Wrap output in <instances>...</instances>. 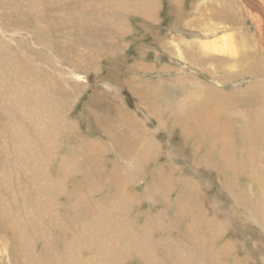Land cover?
Returning <instances> with one entry per match:
<instances>
[{"label": "rangeland", "instance_id": "obj_1", "mask_svg": "<svg viewBox=\"0 0 264 264\" xmlns=\"http://www.w3.org/2000/svg\"><path fill=\"white\" fill-rule=\"evenodd\" d=\"M144 1L0 0V46L16 61L0 78V264H211L218 252L213 264L259 263L264 225L253 218L239 156L263 165L264 130L251 125L254 151L244 152V119L225 110L219 124L230 140L219 160L207 121L192 111L206 120L207 87L218 85L249 97L264 124V47L232 0H148L150 17ZM208 22L222 28L214 34ZM215 35L235 49L214 52L221 59L192 56L196 41ZM11 119L25 131L8 156ZM244 132L248 141L245 122ZM224 159L238 163L229 165L234 177ZM230 183L239 191L228 193Z\"/></svg>", "mask_w": 264, "mask_h": 264}, {"label": "bare ground", "instance_id": "obj_2", "mask_svg": "<svg viewBox=\"0 0 264 264\" xmlns=\"http://www.w3.org/2000/svg\"><path fill=\"white\" fill-rule=\"evenodd\" d=\"M175 1V0H174ZM202 1H204V0H202ZM214 1V0H213ZM216 1V4L218 5V7H224V4L225 5H229L230 7H231V5H233L231 2L233 1L236 5H238L239 6V9H241V11L243 10V14H244V16H245V18L248 20V21H250L251 22V26H252V28L254 29V35H255V38H256V40L258 41V44L261 42V44H262V46L264 47V39L262 38L263 37V33H262V30H263V28H264V0H242V3L240 2V0H232L231 2H230V0H215ZM149 2H150V0H149ZM175 3H176V1H175ZM204 3V2H203ZM244 3V4H243ZM250 3H255V5H256V7H254L255 8V10H251V4ZM144 4H145V13H147L146 14V16H148V17H150L152 14L150 13L151 12V8H152V6L148 3V0H145L144 1ZM177 4V3H176ZM215 4V3H214ZM260 4V5H259ZM252 5H254V4H252ZM247 9H246V8ZM236 8V7H235ZM218 9V8H217ZM217 9H213L212 11H215V12H217L216 13V15H219V10L218 11H216ZM201 10V9H200ZM77 12V11H76ZM254 12H258L257 14H255ZM204 13V12H203ZM208 14V13H207ZM77 16L78 15H76V17H75V19L77 18ZM153 18V17H152ZM155 19V18H154ZM153 20V19H152ZM263 20V21H262ZM249 22V23H250ZM263 22V23H262ZM209 23V22H208ZM215 26H217V25H214V24H211V22L209 23V25H208V28L206 27V29H207V31L208 30H212V32H214V34L216 33V32H218V31H216V30H218V29H221L222 27H221V25L220 26H218V27H215ZM176 27V26H175ZM194 27V26H193ZM224 27V26H223ZM13 28V27H12ZM177 28V27H176ZM180 30V29H179ZM258 30V32H256ZM210 34H212V33H210ZM203 35V34H202ZM217 35V34H216ZM214 36L212 39H210V40H204V41H196V43H198V48L196 49V50H194V52H195V54L194 55H192L193 57H195V55H207V56H210L211 58H218V59H221L219 56H217L214 52H222V53H226V52H228L229 50H233V49H235V48H233V46H232V41H231V38H228L229 36ZM221 35V34H220ZM231 36V35H230ZM194 37V36H193ZM180 38V37H179ZM177 39V38H176ZM175 39V40H176ZM0 40H1V38H0ZM172 40V39H171ZM174 40V41H175ZM178 40V39H177ZM185 41H186V39H185ZM17 42V41H16ZM180 42V41H179ZM13 43V42H12ZM11 43V44H12ZM174 43V42H173ZM186 43V42H185ZM186 44H189V42L188 43H186ZM14 45V44H13ZM190 45V44H189ZM260 45V44H259ZM18 46V45H17ZM261 46V47H262ZM6 47V46H5ZM174 47H175V51L177 50V52H176V55H177V57L178 58H180L181 59V57H182V59L183 60H185V58L186 59H188L189 58V56H190V53H189V49L187 50V48L185 47V49H186V51L187 52H181V47H180V45H179V43H176V44H174ZM188 47H190V46H188ZM234 47H236V45L234 46ZM260 47V48H261ZM262 51V50H261ZM11 51H10V49L8 48V49H5V48H2L1 46H0V57L3 59V61H4V65H3V67L2 68H0V78H3V79H8V77L5 75V74H2L1 73V71H3V70H11V69H15V68H13L14 66H15V63H16V61L15 60H13V57H11ZM261 54V53H260ZM225 56V55H224ZM262 56V55H261ZM201 59V58H200ZM264 59V58H263ZM201 63H203V62H201ZM199 64V63H198ZM144 66H146V65H144ZM195 66V65H194ZM26 67V66H25ZM199 67V66H198ZM55 69H57V68H54V70ZM169 69V68H168ZM228 69V68H227ZM30 71V70H29ZM52 73H53V71H52ZM213 77V76H212ZM217 78V77H216ZM219 78V77H218ZM186 79V78H185ZM222 79H224V78H222ZM22 82L24 83V82H26V78H25V76H24V78L22 79ZM218 83H219V81H217ZM6 82L4 81V80H0V84H2V86H4V84H5ZM185 83H187V82H185ZM224 83V82H223ZM193 85H195V84H197V82H193L192 83ZM198 84H200V83H198ZM202 84V83H201ZM185 85H187V84H185ZM7 86V83L5 84V87ZM16 86L17 87H21V85L20 84H16ZM189 87V86H188ZM219 86L218 85H215V87H207V89H209L210 91V94L208 93V96H207V102H209V104L208 103H206V109H205V113H206V120L202 117V113L200 112V113H198V111H192V113L195 115V117H196V120L198 119V121H201V122H206L207 121V128H206V131H204V133H206V135L208 134L209 136H211L210 138H213L212 139V141L214 140V144H217V148H218V151H216L214 148H212L211 147V145L209 146V144H208V147H210L211 148V153H215V155H217L218 157V159L220 160V156L221 155H223V150L225 149V151H226V148H227V145H228V141L230 140L229 139V137L228 136H226V135H224V133H222V131L221 130H223V128H224V126H223V122H222V124H219V122H220V120H221V118H222V116L223 115H226L225 113H224V111L226 110V111H228L229 112V115H231L232 114V117L233 118H239L240 120H242V119H244V121H241V125L239 124V126H241V128H240V130H242L243 132L242 133H244V136L243 137H241V134H240V137L241 138H243V145H244V152L246 151L247 152V150L249 149L250 150V152H251V150H253L254 151V149H252V146L250 147V145L248 144V142L250 141V140H252V135H251V125H253V126H256L257 127V129L259 130V132L261 133L263 130H264V124L262 123V122H260L258 119L259 118H256V116H258V115H255V116H253L252 117V112L253 111H257V110H259L258 108H255L256 106L254 105V106H252L251 104H250V102L247 100V98H249V97H247L246 98V96L245 95H242L241 96V94L239 95V96H237V94H228V93H222L221 91H219V90H217V88H218ZM260 87V86H259ZM161 88V87H160ZM191 88V87H190ZM174 89V88H173ZM198 89V88H197ZM249 90V89H248ZM247 90V91H248ZM173 91H175V90H173ZM17 92H18V90H17ZM14 93V94H12L11 96L10 95H8V96H10V97H14V100L16 99L15 97H17L19 94L18 93ZM29 92H24L23 94H28ZM22 94V95H23ZM257 95V94H256ZM29 96V95H28ZM158 96V95H157ZM7 99H9L8 97H6V100ZM24 98L23 97H19V101H22ZM28 100L29 101H31V102H35V99H34V97L33 96H30V97H28ZM196 100V99H195ZM254 101V100H253ZM263 101H264V99H263ZM13 102V101H12ZM205 102H206V100H205ZM255 103H258V102H255ZM254 103V104H255ZM193 104V103H192ZM196 104H202L200 101L198 102V103H196ZM195 103L192 105V106H195L196 105ZM143 105V104H142ZM146 105V104H145ZM191 105V104H190ZM209 105H210V107H209ZM197 110H199V108H200V105H197ZM180 109V108H179ZM178 109V110H179ZM177 110V109H176ZM182 110V109H181ZM181 110H179L180 112H181ZM260 110H262V109H260ZM186 111V110H185ZM190 111V110H189ZM225 111V112H226ZM4 113L5 114H7V112L6 111H4L3 110V106H2V104H1V102H0V115H4ZM207 113H208V116H207ZM264 113V112H263ZM174 114V113H173ZM39 113H36L35 114V116L34 117H39ZM178 115H179V113H178ZM262 115H264V114H262ZM228 117V116H227ZM231 117V116H230ZM251 117H252V121H251ZM50 118V117H49ZM230 119V118H229ZM226 120V119H225ZM254 120V121H253ZM222 121V120H221ZM234 121H238V120H233L232 122H234ZM5 122V121H4ZM244 122H245V126H246V132H248V134H249V138H248V141H247V136H246V134H245V132H244ZM6 123H8V121L6 122ZM5 123V124H6ZM11 125H9L10 124V121H9V123L8 124H6L7 125V136H5V138H6V140L3 142V143H5L6 141H8V140H10V139H12V141L10 142V143H6L5 145H4V147L7 149V151H8V156H11L12 154H11V152L10 151H12V152H14V153H17V152H19L20 151V149H21V147H20V143H21V141H22V139H23V132L25 131V129L23 128L24 126H22L21 124H19V123H17V122H15L14 123V121H12V119H11ZM194 123V122H193ZM200 123V122H199ZM231 123V122H230ZM238 123V122H237ZM240 123V122H239ZM50 124V123H49ZM48 124V125H49ZM195 124V123H194ZM233 124V123H232ZM45 125V127H47L48 125H46V124H44ZM166 125V124H165ZM225 125V124H224ZM192 125H190V127H191ZM194 126V128L196 127L195 125H193ZM225 127H227V126H225ZM13 128V130H11ZM218 128V129H217ZM228 128H230V127H228ZM182 129V128H181ZM193 129V128H192ZM196 129H197V127H196ZM225 129V128H224ZM46 130H48V128L47 129H45V131L44 132H46ZM193 130H195V129H193ZM202 130V129H201ZM229 130V129H228ZM189 131V130H188ZM197 132V131H196ZM195 132V133H196ZM227 132V131H226ZM234 132V131H233ZM201 133V132H200ZM40 134V133H39ZM38 134V135H39ZM47 134V133H46ZM198 134V133H197ZM255 134V133H254ZM48 135V134H47ZM30 136H32V135H27L26 136V138L27 139H29V137ZM256 136V135H255ZM36 137H38L39 139H40V137H41V140L42 139H44L43 138V136H37V134H36ZM208 138V137H207ZM206 138V139H207ZM237 138V137H236ZM260 138H262L261 137V135H260ZM255 139H257L258 140V137L256 136V138ZM255 139H253V140H255ZM25 140V139H24ZM208 140H210V139H208ZM25 142L27 143V147H25L24 149L26 150V151H28V152H30V153H33V151L35 152V150L33 149V147L31 146V144L27 141V140H25ZM43 142H44V140H43ZM42 142V143H43ZM184 142V141H183ZM234 142V141H233ZM263 142V141H262ZM252 144V143H251ZM240 145V144H239ZM242 145V144H241ZM230 146H231V143H230ZM215 147V148H216ZM239 147V146H238ZM242 147V146H241ZM240 147V148H241ZM231 148V147H230ZM242 149V148H241ZM209 150V149H208ZM235 150V149H234ZM238 150V149H237ZM257 150H259L261 153H260V155H262V156H264V146H261V145H259L258 147H257ZM227 151H229L230 152V150H227ZM240 151V150H239ZM241 151H243V150H241ZM252 153V152H251ZM254 153V152H253ZM256 153V152H255ZM234 154V153H233ZM247 154V153H246ZM227 155H228V153L225 155L226 157H227ZM255 155V154H254ZM249 156H250V154H249ZM248 156V157H249ZM208 157H209V154H208ZM214 157V156H213ZM233 157H234V155H233ZM232 158V157H231ZM230 158V159H231ZM239 158H240V161L239 162H241V167L239 168V169H241V176L242 175H244V174H247L249 177L248 178H250V179H247V180H249V182H250V186L251 187H249L248 189H247V192L249 193V195H250V197L251 198H253L254 196V200H253V208H252V212L254 213L253 214V218L255 219V218H257V216L259 217H261L260 218V220L259 221H261V226L263 227V225H264V163H263V165H262V163H260L259 165L256 163V161H254V160H251V161H249V160H247V158H245V155L243 154V152H242V154H240V156H239ZM251 158V157H250ZM216 160V159H215ZM225 160H227V159H224V161ZM243 160H245V161H243ZM217 161V160H216ZM216 161L214 162V163H216ZM223 161V162H224ZM233 161V160H232ZM224 163H226L227 165H226V168L228 169V167H229V165H232V166H236L237 168H238V163L236 162V163H232L231 162V160H227V161H225ZM216 166V165H215ZM225 166V165H224ZM214 167V166H213ZM229 169L231 170V174L233 173V172H235L236 170H233V168H230L229 167ZM212 171H214L213 169H211ZM248 170L250 171V172H248ZM239 173H240V171H238ZM237 175H238V173H237ZM240 175V174H239ZM231 176H233V174L231 175ZM234 176H235V174H234ZM233 176V177H234ZM2 178V177H1ZM236 178V177H235ZM2 179H4V178H2ZM246 179V178H245ZM221 181V180H220ZM236 181V180H235ZM231 182H232V180H231ZM233 182H234V180H233ZM227 183V182H226ZM225 183V184H226ZM236 183V182H235ZM224 184V185H225ZM238 185V184H237ZM231 186H232V183H230V187H228L226 190L228 191V193H232L234 190H236V189H232L231 188ZM220 187V186H219ZM236 187V186H235ZM238 190V189H237ZM236 190V191H237ZM225 191V190H224ZM239 191V190H238ZM237 191V192H238ZM243 191V190H242ZM242 191H241V194H242ZM234 193H235V191H234ZM227 195H229V194H227ZM236 196H237V193H236ZM243 196V195H242ZM233 197V196H232ZM245 197H246V195H245ZM238 198V197H237ZM239 199V198H238ZM237 199V200H238ZM242 199V198H241ZM240 200V199H239ZM208 202H210V201H208ZM231 203H233L232 201H231ZM246 204V203H245ZM208 205H211V204H208ZM232 205V204H231ZM189 207V206H188ZM210 207V206H209ZM238 207V206H237ZM211 208V207H210ZM209 208V209H210ZM235 208V207H234ZM244 208V207H243ZM242 208V209H243ZM213 209V208H212ZM211 210V209H210ZM212 211H214V210H212ZM216 211V210H215ZM206 212H208V210L206 211ZM209 212H211V211H209ZM216 213H217V211H216ZM210 214V213H209ZM211 214H213V213H211ZM218 215V214H217ZM238 215V214H237ZM221 216V215H220ZM231 216H233V215H231ZM244 217H245V222L248 224L249 222H248V220H251L250 218H249V215H247V214H245V215H243ZM193 217V216H192ZM223 217V216H222ZM225 218V217H224ZM220 219V218H219ZM215 215H214V218H213V215H212V218L210 217V221H217L218 223L217 224H219V225H221V224H224V222H222V220L220 221ZM243 220V219H242ZM224 221V220H223ZM256 221H258V220H256ZM221 222V223H220ZM192 224V223H191ZM226 224V223H225ZM10 225V224H9ZM8 225V226H9ZM205 225V224H204ZM208 225V224H207ZM207 225H206V227H207ZM260 225V224H259ZM10 227V226H9ZM190 227H193V226H190ZM205 227V226H204ZM226 227V226H225ZM11 228V227H10ZM213 228V227H212ZM193 229H195V228H193ZM201 229V228H200ZM207 228H204V231L206 230ZM260 230H261V228H259ZM263 229H264V227H263ZM211 229H209V231H210ZM213 230H215V228L213 229ZM170 231V230H169ZM195 231V230H194ZM0 232H2V228H1V226H0ZM226 232V231H225ZM205 233V232H204ZM220 233H223V229H221V231H220ZM196 235V234H195ZM261 235V234H260ZM263 236H264V234H262ZM261 235V236H262ZM201 236H202V234H201ZM200 236V237H201ZM208 236H210V235H208ZM218 236V235H217ZM174 237V236H173ZM206 237H207V234H206ZM205 237V238H206ZM213 237V236H212ZM215 238V237H214ZM218 238H220V235H219V237ZM261 238V237H260ZM88 239V238H87ZM196 239V238H195ZM211 239V238H210ZM91 240V239H90ZM212 240V239H211ZM78 241V240H77ZM94 241V240H93ZM197 241V240H196ZM205 242V241H204ZM264 242V241H263ZM177 243V242H176ZM199 243V242H198ZM7 244V243H6ZM8 244H10V243H8ZM106 244H108V243H106ZM205 244H207V243H205ZM260 244V243H259ZM259 244H258V246H259ZM5 245V244H4ZM142 245V244H141ZM206 246V245H205ZM264 246V245H263ZM76 248V247H75ZM212 250V249H211ZM210 250V251H211ZM215 250H216V248H215ZM250 250V249H249ZM184 251V250H183ZM208 251V250H207ZM218 251V250H217ZM216 251V252H217ZM23 252V251H22ZM68 252H70V256H67V258L69 257V258H72V254H71V251H68ZM76 252V251H75ZM209 252V251H208ZM212 252H213V250H212ZM219 254H220V252H218ZM104 254V253H103ZM208 254H210V253H208ZM219 254H214L213 253V255H216V256H212V254L209 256L210 257V259H211V262H215V260L217 259V257L219 256H221V255H219ZM222 254H224V253H222ZM184 256V255H183ZM212 256V257H211ZM52 257H53V255H52ZM214 257H216V259L214 260ZM260 258V257H259ZM62 259V258H61ZM60 259V260H61ZM235 259H237V258H235ZM245 258H243L242 260H244ZM58 260H59V258H58ZM57 260V261H58ZM65 261V260H64ZM63 261V262H64ZM66 261H68V260H66ZM65 261V262H66ZM180 261V260H179ZM208 261H209V258H208ZM218 261V260H217ZM216 261V262H217ZM237 261V263L239 264L240 262H239V259H237L236 260ZM246 261V260H245ZM213 262V263H214ZM249 262V261H248ZM262 262H264V248H263V252H262V255H261V258H260V261H259V263L258 264H263ZM78 263V262H77ZM213 263H211V264H213ZM236 263V262H235ZM243 263V262H242ZM251 263V262H250ZM252 263H253V261H252ZM14 264H16V263H14ZM72 264V263H71ZM179 264H181V263H179ZM219 264V263H218ZM257 264V263H256Z\"/></svg>", "mask_w": 264, "mask_h": 264}]
</instances>
